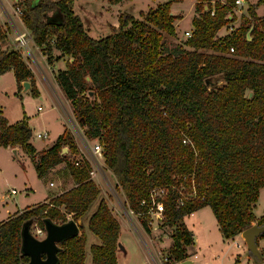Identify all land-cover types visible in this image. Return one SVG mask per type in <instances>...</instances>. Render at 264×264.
Masks as SVG:
<instances>
[{
  "label": "trees",
  "instance_id": "obj_1",
  "mask_svg": "<svg viewBox=\"0 0 264 264\" xmlns=\"http://www.w3.org/2000/svg\"><path fill=\"white\" fill-rule=\"evenodd\" d=\"M194 1L190 37L173 48L163 42V34L174 35L178 16L171 15L173 0L140 13L139 20L122 13L118 26L98 39L88 35L74 14L72 0L13 4L21 9V23L48 64L53 51L72 59L53 78L86 138L102 146L105 167L126 204L143 212L139 203L151 190L162 189L161 229L170 231V263L185 259L194 241L182 218L202 207H209L224 239L264 223V213L258 218L252 213L264 188V17L249 5L246 26L216 37L233 19L227 16L235 0ZM7 34L0 24V74L11 71L19 89L28 82L37 96L31 71L7 45ZM216 76L220 86L211 82ZM31 136L24 118L9 124L0 110V147L21 149L38 178L62 164L73 186L0 221V264L27 263L20 253L23 223L36 222L44 230L43 219L58 224L66 222V215L82 219L93 202L96 207L86 222L98 240L89 248L91 264H119L117 256L126 252L119 241L120 225L88 178L87 164H73L77 151L71 132L63 129L40 151L31 145ZM184 138L189 143L183 144ZM190 179L195 199L178 206L172 186L186 189ZM85 244L83 233L57 242V264H84Z\"/></svg>",
  "mask_w": 264,
  "mask_h": 264
},
{
  "label": "rangeland",
  "instance_id": "obj_2",
  "mask_svg": "<svg viewBox=\"0 0 264 264\" xmlns=\"http://www.w3.org/2000/svg\"><path fill=\"white\" fill-rule=\"evenodd\" d=\"M164 1L167 0H72V4L74 14L78 16L83 27L88 31V35L93 39H98L110 34L111 26H118L117 18L122 13L129 14L136 20H139L142 18L140 13H145L149 9H154L158 3ZM173 1L175 2L171 8L175 10L174 12L179 15V18L182 17L179 24L181 26H179V29H181L186 27L187 24L190 23L191 16H194L195 1ZM259 1L260 0H245L242 6H235L231 13V18L233 19L227 25L231 27H224L220 30V33L227 30L231 32V30L239 26L247 25L248 19L243 17V13L247 11L248 4L255 7L257 16H264V1ZM15 2H17V0H11L10 4L6 6L4 0H0V8H2L1 5H3L6 10H10L9 12L11 13ZM258 2L259 4L256 5ZM240 11L243 13H240ZM0 12L2 13V9H0ZM1 13L0 24L7 29V37H14V34L9 31V26L4 21ZM21 30L24 31L22 27ZM186 40L187 39L181 32L173 36L163 34L164 46L167 48L183 45ZM31 50L32 45L30 42L27 50L24 49L19 52L21 58L31 62ZM59 56L57 51H53L50 55L51 63L52 61H57L51 70L53 76L58 70L65 68L67 64L72 61V59L68 57ZM211 82L215 84V86L223 84L219 76L212 78ZM51 95L55 106L54 108L51 107L52 103L42 92L41 101L39 96L31 94L29 89L23 90L22 86L19 89L11 72L0 74L1 115L9 124H13V122L23 118L25 119L32 133L30 143L34 146L36 151L50 147L63 129L68 130V116L73 118V122L75 120L71 112L69 100H66L62 92L55 89L53 92L51 91ZM37 107H40L41 110L37 111ZM36 133H46L47 136L44 139H39L36 137ZM15 148L16 153L13 154L11 150L8 151L0 147V221L10 217L16 210L21 212L26 208L34 207V205L47 203L52 196L70 186L69 179L61 172V165L57 166L59 171L57 169L51 170L52 172L49 171L42 178H38L30 158L22 152L21 149L18 147ZM65 152L67 151H64V153ZM106 176L111 179L110 173L107 170ZM49 184H51V186H49ZM11 190L15 191L14 195L10 194ZM115 192L116 195L114 196L109 191H100V198L103 199L113 217L123 228L120 234V241L125 251H127V256L123 259L121 258L119 264H148L143 258L141 250L142 245H147V247L151 246L156 255L158 253H164L171 244L169 237L170 231L164 228L159 231L149 232L143 227L142 222H139V220L138 226L133 227L129 220L125 218L121 205L118 206V199L120 201L124 200L122 193L119 189H116ZM6 195H8V197L4 198ZM95 207L96 205L93 202L89 211L80 219L82 228H80L79 234L83 233L86 242L84 249V264H91L89 248L91 244L98 243L97 238L89 232L86 224L87 218ZM65 220H71V216L66 215ZM181 221H184L193 231V235L197 236V239H199L197 246L195 247L194 244H191L194 248L191 247L187 249L186 253L189 256L195 254L196 258H193L194 264H202L200 260L201 255L211 252L212 248L214 249L215 245H213V243L217 242V237L219 235L215 220L212 218V213L210 209L206 207L201 209L198 214L185 216ZM55 223L58 224L59 221L56 220ZM36 229H41V227L34 222V224L30 226L29 231L34 238L42 239L44 234L37 233ZM218 241L220 243V240ZM210 264H216V262L211 260ZM239 264L254 263L253 261L247 263V261L242 260Z\"/></svg>",
  "mask_w": 264,
  "mask_h": 264
},
{
  "label": "built area",
  "instance_id": "obj_3",
  "mask_svg": "<svg viewBox=\"0 0 264 264\" xmlns=\"http://www.w3.org/2000/svg\"><path fill=\"white\" fill-rule=\"evenodd\" d=\"M242 4L243 0H235V6H242ZM1 9L3 14H5V16L7 17L6 24H8L14 34V44L12 47L18 53L21 50H27L29 47V43L31 42V38L26 29L24 31L19 30L15 24V22H21V9L19 7L13 6L10 15L8 13L6 14V10L3 7ZM240 13L243 12L240 11ZM243 17L249 19L246 12L243 13ZM227 18L231 20V14L228 15ZM184 36L186 39H188V37H190V33L185 32ZM231 51L232 48L229 49V52ZM40 110L41 108L37 107V111ZM72 119V117L68 116V130L73 136L77 151L75 159L73 160V164L75 166H79L81 163L87 164L88 178L94 183V185L98 187L100 191H109L115 196L116 189H119L120 192L121 189L120 186H118L114 175L108 168L105 167L102 146L97 139H89L88 137L86 138L82 128L78 125L77 121L74 120V122L76 121L74 123ZM46 136V133H36V137L39 139H44L46 138ZM182 143L187 144L189 143V141L184 138L182 140ZM61 151V153L66 154V152L64 153V151H66V148L62 149ZM106 170L110 173L111 179L106 176ZM184 178L185 176L183 177V179ZM49 186H51V184H49ZM172 189L178 196V198L176 199V203L178 204V206H181V204H183V201H192L195 199V188L191 179L189 180V185L186 189L177 186H172ZM10 194L14 195L15 191L11 190ZM161 194L162 189L155 188L151 190L148 199H144L139 203L143 208H145L143 212H136L131 209L128 204H126L125 199L121 201L118 199V206L121 205L125 218L129 220L130 224H132L133 227L138 226L139 220V222H142V224L143 222L145 223V227L149 232L159 231L161 230V226L163 225L162 212L164 210L163 203L158 200ZM6 197H8V195L4 196V198ZM36 232L42 235L44 234L43 229H36ZM237 235L240 238V232ZM241 240L243 241L242 238ZM166 254L167 251L164 253H158L156 255L154 251L149 249V256L156 264H173L169 262L168 258H166ZM183 260H186V258ZM182 261H180V263Z\"/></svg>",
  "mask_w": 264,
  "mask_h": 264
},
{
  "label": "crops",
  "instance_id": "obj_4",
  "mask_svg": "<svg viewBox=\"0 0 264 264\" xmlns=\"http://www.w3.org/2000/svg\"><path fill=\"white\" fill-rule=\"evenodd\" d=\"M13 1H15V0H13ZM211 1L214 2L216 0H211ZM10 2H11V0L10 1L4 0V3L6 4V6H8L10 4ZM244 2H245V0H243V4H244ZM1 6L6 10V8L3 5H1ZM248 6H249V4H248ZM171 7H173V4L171 5ZM9 11L6 10V14L8 13L10 15L11 13ZM174 11L175 10H173L171 8V15L172 16H176V15L179 16ZM254 13H255V8H254ZM255 15H256V13H255ZM1 16H3L4 21L6 22L7 17L5 16V14H3V12L1 13ZM192 17L193 16H191V18ZM257 17H259V16H257ZM260 17H264V16H260ZM181 18H179V17L176 18V20L174 22V35L180 34V32H181V34H183V36H184L185 32L190 33L191 30H192V25H191V20L192 19L191 18H190V23H188L186 27H183V28L179 29L181 27L179 25L180 22H181ZM15 24H16V26H17V28L19 30H21V27H22L23 30H25V27H24V25L21 22H15ZM227 27H231V26H225V28H227ZM223 28L224 27H222L221 29H223ZM221 29H219L216 32V37L225 36V35H227L230 32L229 30H227V31H224V32L220 33ZM9 31L11 33H13L12 30L10 29V27H9ZM13 44H14L13 36L11 38L8 37L7 45L12 48ZM31 45H32L31 62H29V61H27L25 59H23V60L25 61L28 69L31 71L32 78H34L35 87H36V90H37V93H38L37 96H39V99L42 101V96H41V92H42L45 96H47V98L52 103L51 107L54 108L55 106H54L53 98H52V95H51V91L53 92L55 89H57L59 92L61 91L59 89L56 81H55V78H53L52 71H51L52 67L54 66L55 63H57V61H52V63L48 64L46 62V60H45V56L42 55V53L40 51V48L37 47L32 41H31ZM61 59H64V58H61ZM58 62H60V61H58ZM64 69L65 68L60 69V70H64ZM8 72H11V71H8ZM20 86H22V82L20 83ZM56 101H58V100H56ZM4 149H6L8 151L11 150L9 148H4ZM60 165H61V167H60L61 172H62V174H64V169H63V165L62 164L54 166L53 168H51V170L53 171V170L57 169L59 171L57 166H60ZM65 176L69 179L70 186H69V188H67V189H65L63 191H67L73 186L71 178L69 176H67V175H65ZM63 191H60L59 193H61ZM59 193H57V194H59ZM206 207L207 206L202 207L199 210H197V211H195V212H193V213H191L189 215L198 214L201 209H204ZM252 213H253V216L255 218L260 217L264 213V188H260L259 191H258V196L256 198V203L254 204ZM212 218H213V215H212ZM183 223H184V221H183ZM215 223H216V220H215ZM119 225H120V232H119V241H120V234H121V232H122L121 230L123 228H122L120 223H119ZM184 225H185L186 229L191 233L192 238L194 239L193 244L196 247L198 242H199V239H197V236L193 235V231L185 223H184ZM216 228H217V231H219L218 227H217V223H216ZM217 239L220 240V243L217 240V242L213 243V245H215V247H214V249L213 248L211 249V252L204 253V254L201 255V259L200 260H201L202 264H206V263L210 264L211 260H214L216 262V264H239L242 260L243 261H247V263L248 262H252L251 258L247 255L246 248H245V245H244L243 241L241 240V238L238 237V235H236V237H234L233 239H224V238L221 237L220 232H219V235H218ZM149 247H147V245H145V246L142 245L141 250H142L143 258L145 259V261L148 264H156L149 256V249L152 250V251H154V250L151 248V246H149ZM191 247L192 246L190 245L187 249H189ZM192 248H194V247H192ZM257 249H258L260 255L262 256L263 262H264V236L263 237H258V239H257ZM122 256L123 257H121L120 255L117 256L119 261H120L121 258L123 259V258H125L127 256V251L125 252V255H122ZM193 258H196L195 254L192 255V256H189L187 254L186 259L190 261V264H194ZM173 264H180V262H175Z\"/></svg>",
  "mask_w": 264,
  "mask_h": 264
},
{
  "label": "water",
  "instance_id": "obj_5",
  "mask_svg": "<svg viewBox=\"0 0 264 264\" xmlns=\"http://www.w3.org/2000/svg\"><path fill=\"white\" fill-rule=\"evenodd\" d=\"M250 29L251 27L245 34L248 40L250 38ZM22 87L23 90H28L29 83L23 82ZM87 95L91 98L92 92L89 91ZM11 152L13 154L16 153L15 148ZM42 225H44V237L37 239L29 231L31 221L23 223L20 232V253L28 258L25 264H57V242H61L73 235H78L79 229L82 226L80 219L75 221L71 219L62 224H56L48 219H43ZM262 234H264V223L261 225L254 223V225L244 228L239 235L243 239L247 255L254 264H264L263 258L257 249V239ZM120 250L124 254L122 247ZM180 264H190V261L186 259Z\"/></svg>",
  "mask_w": 264,
  "mask_h": 264
}]
</instances>
